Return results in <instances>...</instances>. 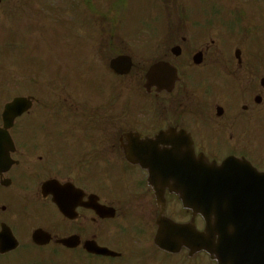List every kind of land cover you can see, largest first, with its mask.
Masks as SVG:
<instances>
[{"label": "flooded vegetation", "instance_id": "1", "mask_svg": "<svg viewBox=\"0 0 264 264\" xmlns=\"http://www.w3.org/2000/svg\"><path fill=\"white\" fill-rule=\"evenodd\" d=\"M2 21L3 7H0V22ZM161 61L171 63L165 56ZM230 63L233 65V62ZM173 65L177 71H181L177 62ZM242 67L243 65L239 63L229 72L228 66L225 65L223 74L208 76L209 101L206 112L212 121L224 123L229 119L240 120L238 125L242 126L241 124L246 121L258 117L261 103L257 98L261 96L262 90L254 77L245 87L244 73L240 72ZM228 80L231 81V85L236 83L231 88V92L228 90ZM180 83L183 85L177 88L178 83L171 94L159 95V109L155 113L147 111L149 116H153V120L147 124L149 128L143 131V136H153L154 132L168 127H179L190 133L195 149L200 150L205 147L202 140L197 138V105L194 102L196 97L185 86L186 82L181 80ZM37 94L41 96L38 97ZM52 96V92L43 90L36 92L32 96L30 108L15 120L12 129L17 127L16 134H10L13 149L9 154L13 163L8 167L5 161V145H2L0 264H40L32 259L31 253L32 247L38 250L43 248L32 242V235L37 230L48 232L54 239L76 237L79 245L71 249L59 247L55 243L51 244L55 248H61L66 254L70 251L79 252L90 259H96V256L84 250V244H96L110 249H114L113 246L116 245H125L124 240L118 243L116 236L109 233V222L113 223L121 219L120 225L123 226L132 211L130 208H136L138 204L153 206V197L146 184V172L125 162L116 144L119 138L116 137L117 140L112 141L115 135L110 136L111 145L108 153L114 168L120 171L121 175L117 176L115 172L113 175L110 174L111 178L120 184L118 190L125 195H110L102 199L101 151L99 136L95 135L97 131L94 130L89 135H70L64 124L60 129L46 125L44 118L47 114H50V118L58 115V113L53 114ZM224 100L227 104L223 108V113L214 119L211 101L213 104H218ZM4 104L5 86L3 78L0 77V129L3 127ZM29 115L31 117L27 118ZM0 140H4V135H0ZM46 182H49V185L46 186V195H44L42 190ZM59 185L64 189H70L73 185L83 192L79 198L67 195L68 201L74 207L71 217L62 215L53 203L51 192L56 191ZM94 197L97 198L98 203L116 209L113 219H102L94 213L91 208ZM121 209H124L123 213ZM113 225L115 227L114 223ZM121 257L122 254L119 258Z\"/></svg>", "mask_w": 264, "mask_h": 264}, {"label": "rangeland", "instance_id": "2", "mask_svg": "<svg viewBox=\"0 0 264 264\" xmlns=\"http://www.w3.org/2000/svg\"><path fill=\"white\" fill-rule=\"evenodd\" d=\"M46 0H5L4 5V34L5 35V42L10 41L11 43L9 45H14V41L12 40V34L15 35L14 39H17L18 32L20 30V33L25 31V39L28 40L30 36L33 38L36 37V33L33 31L26 32L29 30L30 25L32 24V20L28 19L31 18L32 15H36L39 17L44 26L45 30L43 31L44 34V40L42 39L41 42L37 39V43L39 44V48L46 50L48 47V50H51L53 54L56 56L58 55V51L56 50L57 47L54 45V41L62 40L63 38H60V36L55 35L53 33V21L48 14L46 15L45 12H40L43 3ZM55 1V6H59L61 0H52ZM85 1L89 4L90 7H92V10L88 11L90 13H95L94 18V29L89 34L86 35L85 39L83 38V34L86 32L85 27L83 26L85 17L84 15L78 12L77 3L75 0H66L64 4V12L63 14L68 19L67 24V30H68V41H66L67 47L69 46V43H83L84 46L87 48L83 50V57H87L90 59L92 63H94V66L92 68V71L89 70L91 67V62H88L85 66V68L90 72L91 76L86 79L88 87L93 86L92 79L94 71L97 69V63L91 54V48L88 47H96L98 46L102 41L107 40L108 38V32H102L99 38H95L94 36L98 32V29L102 30L104 26L108 25V21H110L112 18L117 16L118 12H114V5L117 2H113V0H82V2ZM173 3L174 7L183 9L184 14L189 15L192 17V20L197 22H200L198 25H203L204 21L206 22V15L210 16V21L214 24H210L213 26L214 29H220L222 26H226L228 30H230V27H232L234 24H236L235 28L232 29L234 33L238 34L239 30L238 28L242 27L238 26L237 24L243 25L244 29L253 31L249 36L246 37L242 36L240 39H237L234 35L231 39V37L228 38L229 44H237L240 46L244 52L245 55L251 57L252 56V47L257 46L255 44H260L261 46V53L264 54V0H169V4ZM85 7V4L82 6ZM127 8V9H126ZM157 8H160L157 4V0H130L128 3L125 4V7H123L124 10V16L120 18L117 27H116V34L117 37L115 38V41L120 40L119 37L122 39L127 40H134L131 38L128 34V32L136 31L138 29H143L147 32L143 33L141 38L139 39L138 43L133 47L132 53L134 56H145L148 53L149 50V31H156L157 34L159 31L169 22L170 20V14L168 13V17L166 20H164V16H161V18H156L154 14L152 13L151 9L156 10ZM209 10L213 13H207ZM25 12H30L31 14H24ZM238 12V13H235ZM238 16L240 20L238 19ZM20 17V19H19ZM207 17V18H210ZM73 21H72V20ZM19 22V23H18ZM37 22V25H39V22ZM171 22L176 23L178 22V19L175 14H172L171 16ZM112 24V23H111ZM222 25V26H221ZM82 26L83 34H81L78 31V28ZM255 26L259 29V35L256 37L254 33ZM128 27V31H127ZM195 28V27H193ZM251 28V29H250ZM225 29V28H224ZM197 30L202 31L201 28H197ZM243 30V29H242ZM246 34L247 31L243 30ZM242 31V32H243ZM263 31V32H262ZM209 32V31H204ZM213 32H219L222 33L223 31H212ZM203 33V32H202ZM7 34L9 36H7ZM244 34V35H245ZM13 35V36H14ZM198 36H190L191 39H196ZM114 38V37H113ZM112 38V39H113ZM23 39V38H20ZM155 39H158V36H155ZM25 40V44L26 41ZM29 40H32L30 38ZM197 42L201 43L204 41V38H198L196 39ZM13 41V42H12ZM23 43V41L21 40ZM47 45V47H46ZM7 47V46H6ZM5 47V48H6ZM3 47H1L0 43V52ZM223 48V47H220ZM37 47H30V49L25 48L23 45L15 46L14 54L9 55L8 60H6L5 57H1L4 60V67H5V81H6V87L8 89H11L14 87V81L16 79V74H14L15 71V56L17 55V50L19 52L25 51L27 54H30L31 52L37 53ZM62 49H65V54L67 53V48L63 47ZM154 46H151V50L154 51ZM260 53V57L264 59V56ZM255 54V53H253ZM43 64H46V59L44 56L39 57ZM64 59V58H63ZM28 61V59H26ZM8 63V67H7ZM65 64V62H64ZM3 71V70H2ZM1 71V72H2ZM33 72L37 71V64L36 62L33 65ZM27 71H25L22 74H26ZM69 73H73L74 79H79V75L77 72V69L74 71L69 68ZM25 80V79H24ZM77 83L75 86H77ZM121 82H117V88L119 89V92L122 94L125 93L124 97L127 96L126 93L127 89H129L126 85H123L121 88ZM74 86V85H73ZM99 88V87H98ZM89 89L90 88H84ZM92 92H83L82 94L85 96L91 95L96 96L98 95V92H96L95 88L91 90ZM121 101V100H120ZM133 106H136L137 104L140 105L143 103V100L140 99V102L136 96L133 98ZM255 143L254 147L259 144V138L257 136L254 137ZM260 147L264 150V127L260 128ZM243 146L249 144V143H242ZM262 149H259L260 152H263ZM264 164V162L262 163ZM106 189H110L106 188ZM176 217L181 216V212L177 210L175 212ZM162 256V255H161ZM203 259V258H202ZM165 261H171V259H164ZM205 259H203V264Z\"/></svg>", "mask_w": 264, "mask_h": 264}, {"label": "water", "instance_id": "3", "mask_svg": "<svg viewBox=\"0 0 264 264\" xmlns=\"http://www.w3.org/2000/svg\"><path fill=\"white\" fill-rule=\"evenodd\" d=\"M121 59H115L112 61L111 65L114 69H117L116 67L120 64ZM127 70H122L121 73L126 72ZM175 147L173 151H175ZM180 158V157H179ZM178 159V158H177ZM217 168V167H216ZM215 170V169H213ZM203 172L200 167H196L192 169V176L194 180L197 183V188H207L206 190L210 193L211 197V203L214 204V200H216L218 197L220 198L216 205L221 206L220 204L227 198H230L231 201H234L237 205L240 203L246 202V199L244 197L238 196V187L237 183H240V180L238 179L237 176L232 175V172H222L221 170L216 169V174L211 173L208 177L207 175H202ZM202 179H200V178ZM263 192V191H261ZM260 192V193H261ZM237 197V201L234 200V196ZM256 198L263 200L262 196H257ZM210 218H211V224H210V231L212 230V237L208 238V248L211 249V252L214 254L215 251L217 250H223V251H234V249L238 248L239 246L245 245L249 246V249L246 250L245 252H253V249L257 248L259 245L253 246L252 243L254 242V238H243L241 240H237L234 242H230V231L229 229L226 230L225 235H227L224 238H221V241H223L224 244H217L219 237L221 236H216L220 234V230L216 227V218L214 217V214L211 212L210 213ZM179 229H176V226L168 223V228L166 227L163 231L160 230L159 232V239L156 240V244L160 247H167V248H177L176 246L178 245L179 241L182 240L180 236L174 238L177 235H180ZM250 231H248L249 233ZM193 237L195 240H200L201 235L194 233ZM172 240L169 243L164 244L162 241L163 240ZM174 238V239H173ZM205 238V237H204ZM262 250H264V246L260 247ZM246 248H242V250H245ZM232 255L235 254H240L236 252H232ZM254 254V252H253ZM237 256H242V255H237ZM239 264H264V261H257L256 259H253V261L249 257H242V258H237L236 259Z\"/></svg>", "mask_w": 264, "mask_h": 264}, {"label": "bare ground", "instance_id": "4", "mask_svg": "<svg viewBox=\"0 0 264 264\" xmlns=\"http://www.w3.org/2000/svg\"><path fill=\"white\" fill-rule=\"evenodd\" d=\"M237 187L238 188H241V187H246V188H257L254 183L251 181V180H244L240 183H237ZM259 193V191H258ZM220 198L218 197L216 200H214V205H216L217 201L219 200ZM246 204H248V202H246ZM234 209V211L236 212H241L240 210L232 207ZM234 211H232L231 213H228L227 214V223H231V224H234L235 223V218H234ZM247 223L249 225H252L254 228H258L256 227V223H259L258 222V219L257 218H251V219H248L247 220ZM260 224V223H259ZM215 225L217 226V223H215ZM259 226V225H258Z\"/></svg>", "mask_w": 264, "mask_h": 264}]
</instances>
